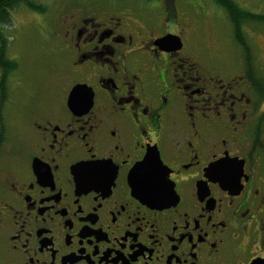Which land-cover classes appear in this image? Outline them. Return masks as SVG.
Instances as JSON below:
<instances>
[{"label":"flooded vegetation","instance_id":"obj_1","mask_svg":"<svg viewBox=\"0 0 264 264\" xmlns=\"http://www.w3.org/2000/svg\"><path fill=\"white\" fill-rule=\"evenodd\" d=\"M173 2L76 5L53 37L70 80L21 102L1 61L0 264H264V13L216 57ZM149 154L163 204L130 186Z\"/></svg>","mask_w":264,"mask_h":264},{"label":"rangeland","instance_id":"obj_2","mask_svg":"<svg viewBox=\"0 0 264 264\" xmlns=\"http://www.w3.org/2000/svg\"><path fill=\"white\" fill-rule=\"evenodd\" d=\"M26 1L36 4L41 11H34L23 5L18 6L11 13V23L7 26V33L10 36L7 55L16 60V70L10 74L9 85L12 84L13 91L15 89L17 91L16 95L12 94L17 102L22 101L23 94L29 91V84H32V81L37 82L35 84L42 90L46 86L51 89V84L57 87L61 85V82L70 80L67 64L61 61L62 56L58 52L53 37L60 34V24L67 14L75 9L76 5L93 0ZM154 1L158 9L156 16L158 13L163 14L162 9L160 10V6L162 7V4L159 3L160 0ZM233 1L245 12L256 14L261 11L264 13V0ZM207 3L216 7L212 0H174L173 2L177 16H183L185 20L194 23L196 29L191 33V36L202 38L210 49L214 46L216 50H213L212 53L218 57L223 53V48L227 49L225 41L232 36V26L223 11L219 10L221 12L216 11L213 14L208 10V7L206 8V18L200 19L198 8L201 5L208 6ZM138 4L140 5L141 2ZM202 21H205V25L200 28ZM248 26L251 27L249 24ZM259 42L262 43V41ZM20 84H24L21 86L23 90L21 92H19ZM10 112L11 115H14L12 111L6 110V113L10 114Z\"/></svg>","mask_w":264,"mask_h":264},{"label":"trees","instance_id":"obj_3","mask_svg":"<svg viewBox=\"0 0 264 264\" xmlns=\"http://www.w3.org/2000/svg\"><path fill=\"white\" fill-rule=\"evenodd\" d=\"M218 7H221L227 15L232 26L233 34H240L241 28L247 21H254L255 16L245 12L237 6L233 0H212ZM25 5L34 11H41L36 4L26 0H0V64L1 61L8 58V44L9 34L7 33V26L11 23V13L21 5ZM6 71L4 73L5 79L16 70L15 62L5 61Z\"/></svg>","mask_w":264,"mask_h":264},{"label":"snow or ice","instance_id":"obj_4","mask_svg":"<svg viewBox=\"0 0 264 264\" xmlns=\"http://www.w3.org/2000/svg\"><path fill=\"white\" fill-rule=\"evenodd\" d=\"M126 163V161H125ZM93 168H107L106 163L88 165ZM217 167L213 165V168ZM135 169V172L133 170ZM132 170V187L135 188L136 195L141 199L150 195H163L166 189L174 188L168 183L169 172L167 166L158 158L153 159L151 154L143 158L141 163H137ZM211 172V169L209 170Z\"/></svg>","mask_w":264,"mask_h":264},{"label":"water","instance_id":"obj_5","mask_svg":"<svg viewBox=\"0 0 264 264\" xmlns=\"http://www.w3.org/2000/svg\"><path fill=\"white\" fill-rule=\"evenodd\" d=\"M178 42V38L174 37V36H171V35H167L159 40L156 41V45L161 48V49H165V47H174V49H178L179 46H176ZM82 89V87H75L71 93H70V97H69V106L72 107L71 105H73V101H74V98L76 97V95H78V93L80 92V90ZM135 172V170L133 171ZM133 178V174L131 176V179ZM130 179V186L132 188V190L135 192V188L133 189L132 187V181ZM147 200L151 203H155V204H163L165 203L167 200L166 198L162 197V196H151L149 198H147ZM251 264H261L259 262H253Z\"/></svg>","mask_w":264,"mask_h":264}]
</instances>
